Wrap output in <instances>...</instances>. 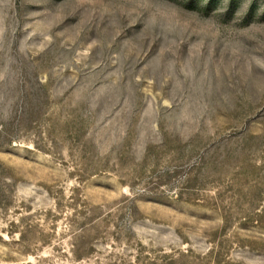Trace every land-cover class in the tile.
<instances>
[{
	"label": "rangeland",
	"instance_id": "1",
	"mask_svg": "<svg viewBox=\"0 0 264 264\" xmlns=\"http://www.w3.org/2000/svg\"><path fill=\"white\" fill-rule=\"evenodd\" d=\"M0 264H264V0H0Z\"/></svg>",
	"mask_w": 264,
	"mask_h": 264
},
{
	"label": "trees",
	"instance_id": "2",
	"mask_svg": "<svg viewBox=\"0 0 264 264\" xmlns=\"http://www.w3.org/2000/svg\"><path fill=\"white\" fill-rule=\"evenodd\" d=\"M34 117H35V116H34V112H33V110H31L30 112L28 111V113H27V119L30 121V120H32ZM28 120H27V121H28Z\"/></svg>",
	"mask_w": 264,
	"mask_h": 264
}]
</instances>
